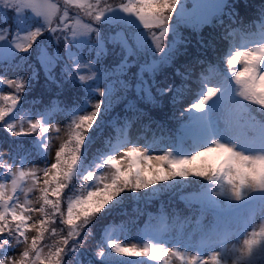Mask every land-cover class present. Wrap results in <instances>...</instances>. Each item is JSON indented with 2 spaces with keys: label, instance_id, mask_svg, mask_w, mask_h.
Here are the masks:
<instances>
[{
  "label": "snow or ice",
  "instance_id": "1",
  "mask_svg": "<svg viewBox=\"0 0 264 264\" xmlns=\"http://www.w3.org/2000/svg\"><path fill=\"white\" fill-rule=\"evenodd\" d=\"M264 264V0H0V264Z\"/></svg>",
  "mask_w": 264,
  "mask_h": 264
},
{
  "label": "rangeland",
  "instance_id": "2",
  "mask_svg": "<svg viewBox=\"0 0 264 264\" xmlns=\"http://www.w3.org/2000/svg\"><path fill=\"white\" fill-rule=\"evenodd\" d=\"M152 264H157V262H152ZM160 264H162V262H160Z\"/></svg>",
  "mask_w": 264,
  "mask_h": 264
}]
</instances>
